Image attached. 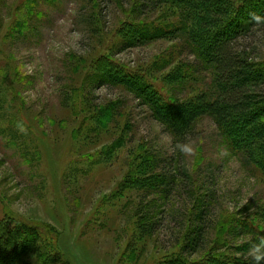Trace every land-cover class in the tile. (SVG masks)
Listing matches in <instances>:
<instances>
[{"label": "rangeland", "instance_id": "374dc122", "mask_svg": "<svg viewBox=\"0 0 264 264\" xmlns=\"http://www.w3.org/2000/svg\"><path fill=\"white\" fill-rule=\"evenodd\" d=\"M144 1L0 0V224L38 225L60 264H248L264 236V163L211 117L178 137L153 117L142 89L188 112L216 87L199 13ZM238 1L228 13L246 11ZM238 46L264 62V26ZM203 200L205 246L184 255Z\"/></svg>", "mask_w": 264, "mask_h": 264}, {"label": "trees", "instance_id": "16d2710c", "mask_svg": "<svg viewBox=\"0 0 264 264\" xmlns=\"http://www.w3.org/2000/svg\"><path fill=\"white\" fill-rule=\"evenodd\" d=\"M170 3L182 4L181 6H185L192 15L199 13V21H203L202 26L206 29L205 42L199 44V32L192 33L195 42L197 41V51L213 73L216 93L212 97L200 96L195 110L188 109V112L182 108L172 109L168 103L159 102L148 88L139 91L141 99L151 109L153 117L168 127L176 137L184 135L196 118L208 116L223 131L227 143L233 147L239 144L235 149L246 161L252 163L256 155L264 158V62L257 63L249 53L238 46L254 29L264 26V0L235 2L237 8L246 7V11L241 12L239 16L228 13L224 0H145L142 7L152 5L157 8L159 5ZM199 4L203 6L199 7ZM145 35L147 34L143 33L141 37ZM138 38L139 36L133 35L128 44H136ZM140 39L139 41L143 40ZM126 80L124 78L121 82L126 83ZM127 82L136 84L132 80ZM239 130L243 132L237 137ZM246 131L250 133V138H247ZM250 140L253 141L250 143ZM260 157L256 162L258 166L264 163V159ZM185 178L188 179L186 174ZM166 184L169 188L171 182ZM204 201L197 211V224H194L186 236L184 255H193L205 246L203 224L211 203ZM42 237L43 229L19 217L11 216L8 221L1 222L0 264H32L25 260V255L29 253L36 258L35 264H60L57 260L59 254L55 253V244L44 240V245H40L45 252L39 246L38 242ZM176 261L178 264H188V261L182 258Z\"/></svg>", "mask_w": 264, "mask_h": 264}, {"label": "clouds", "instance_id": "9594fccd", "mask_svg": "<svg viewBox=\"0 0 264 264\" xmlns=\"http://www.w3.org/2000/svg\"><path fill=\"white\" fill-rule=\"evenodd\" d=\"M17 127L21 132L26 131V129L21 124H17ZM175 150H178L185 156L192 155L194 151L190 142H177L175 144ZM248 257V264H264V236H261L258 241L251 244L248 251Z\"/></svg>", "mask_w": 264, "mask_h": 264}]
</instances>
